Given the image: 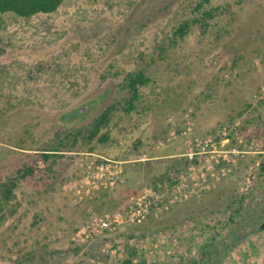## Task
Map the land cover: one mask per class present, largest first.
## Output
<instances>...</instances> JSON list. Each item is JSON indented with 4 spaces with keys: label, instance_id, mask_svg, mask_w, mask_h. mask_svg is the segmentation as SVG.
Masks as SVG:
<instances>
[{
    "label": "rangeland",
    "instance_id": "rangeland-1",
    "mask_svg": "<svg viewBox=\"0 0 264 264\" xmlns=\"http://www.w3.org/2000/svg\"><path fill=\"white\" fill-rule=\"evenodd\" d=\"M200 1L0 14V181L16 182L0 264H264V0ZM105 87L94 113L115 109L93 138L89 119L55 121ZM135 201L139 222L76 235Z\"/></svg>",
    "mask_w": 264,
    "mask_h": 264
},
{
    "label": "trees",
    "instance_id": "trees-1",
    "mask_svg": "<svg viewBox=\"0 0 264 264\" xmlns=\"http://www.w3.org/2000/svg\"><path fill=\"white\" fill-rule=\"evenodd\" d=\"M63 0H0V14L9 12L18 17L29 18L38 13H50L57 9ZM207 2V0H201L196 4V9H198L202 3ZM205 16L210 17V11L204 12ZM184 25L177 27V32H183ZM124 86L127 87L129 96L122 106L123 111L127 112L134 108V102L138 99V86L144 85L148 78L142 74L141 71H136L134 73H128L124 80ZM108 88L105 87L101 90H96L89 94L86 98L79 100L73 106L63 109L59 112L55 121L60 122L62 125L70 124L89 119V126L87 132V139L93 138L98 130L106 125L111 110L115 109L114 104H107L102 110L97 111L101 106L104 98L107 96ZM80 114V116H79ZM75 115V117H74ZM100 141L106 140V136L101 135L98 137ZM57 150V149H53ZM262 169H264V163H261ZM19 177H24L25 175L31 174V168L24 166V170L16 169ZM15 180L11 177L0 181V213L4 203L9 201L13 196V188L15 187ZM1 215V214H0ZM212 254L204 253V261L206 263L210 262ZM203 261V260H202Z\"/></svg>",
    "mask_w": 264,
    "mask_h": 264
},
{
    "label": "built area",
    "instance_id": "built-area-1",
    "mask_svg": "<svg viewBox=\"0 0 264 264\" xmlns=\"http://www.w3.org/2000/svg\"><path fill=\"white\" fill-rule=\"evenodd\" d=\"M134 203L135 206L129 205L125 210L122 211L103 214L99 217H90L82 226L77 229L76 235L81 236L82 240H89L102 233L105 229L113 227L114 225L121 222H139L144 217L146 210L140 208L139 201H135Z\"/></svg>",
    "mask_w": 264,
    "mask_h": 264
},
{
    "label": "water",
    "instance_id": "water-1",
    "mask_svg": "<svg viewBox=\"0 0 264 264\" xmlns=\"http://www.w3.org/2000/svg\"><path fill=\"white\" fill-rule=\"evenodd\" d=\"M260 227L264 226V219L261 221V223L259 224ZM233 239V238H232Z\"/></svg>",
    "mask_w": 264,
    "mask_h": 264
},
{
    "label": "flooded vegetation",
    "instance_id": "flooded-vegetation-1",
    "mask_svg": "<svg viewBox=\"0 0 264 264\" xmlns=\"http://www.w3.org/2000/svg\"><path fill=\"white\" fill-rule=\"evenodd\" d=\"M79 116H80V114H79ZM74 117H75V115H74ZM258 228H261L260 226H258Z\"/></svg>",
    "mask_w": 264,
    "mask_h": 264
}]
</instances>
